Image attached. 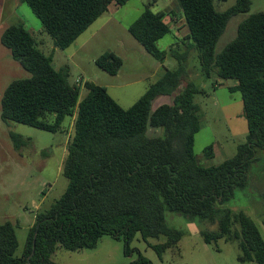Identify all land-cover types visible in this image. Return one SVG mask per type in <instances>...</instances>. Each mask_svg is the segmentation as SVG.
I'll list each match as a JSON object with an SVG mask.
<instances>
[{
  "label": "trees",
  "instance_id": "obj_1",
  "mask_svg": "<svg viewBox=\"0 0 264 264\" xmlns=\"http://www.w3.org/2000/svg\"><path fill=\"white\" fill-rule=\"evenodd\" d=\"M21 1L41 21L54 46L65 49L110 4L123 6L129 0ZM177 1L189 32L187 51L174 55L178 68L166 71L127 109L107 88L93 82L85 83L87 94L80 100V83H70L68 67H53V55L39 49L25 24H12L3 31L1 44L30 77L15 80L5 89L2 120L59 133L67 129L68 119L73 120V133L63 165L68 180L65 192L48 210L37 214L21 255H16L15 225L0 223V264H56L52 257L58 246L70 251L90 249L104 235L122 239L129 256L138 233L144 240L163 236L165 243L154 246L160 254L182 236L168 224V212L198 225L217 220L218 231H201L206 243L221 238L236 241L240 262L264 264V240L254 220L243 211L232 214L222 207L237 187L246 185L250 165L258 150L264 149V13L243 20L236 38L216 54L230 19L249 12L252 0H238L223 12L216 9L215 1L227 0ZM128 31L150 55L165 60L167 53L159 49L158 41L172 33V28L163 13L146 7ZM191 50L199 53L204 77L235 80L237 85L229 89L242 97L247 141L238 146L233 158L217 166L201 165L194 153L200 131V106L194 97L202 88L188 82L178 91L187 77ZM96 64L116 75L122 61L114 52H105ZM160 96H172L173 101L153 109V101ZM150 129H159V135L150 136ZM11 138L16 148L23 144L17 134L11 133ZM205 156L214 157L212 145ZM130 264L152 262L139 254Z\"/></svg>",
  "mask_w": 264,
  "mask_h": 264
},
{
  "label": "rangeland",
  "instance_id": "obj_2",
  "mask_svg": "<svg viewBox=\"0 0 264 264\" xmlns=\"http://www.w3.org/2000/svg\"><path fill=\"white\" fill-rule=\"evenodd\" d=\"M237 1H215V7L223 12ZM146 7L163 13L164 20L172 28V33L158 41L159 49L167 53L164 61L150 55L128 31ZM257 13H264V0H252L249 12L230 19L215 53H221L236 38L243 20ZM16 23L25 24L36 37L39 49L46 55H53L56 70L69 68L70 83L81 85L80 100L87 94L85 83L93 82L107 88L109 95L124 109L131 107L166 71L176 70L179 63L174 55L185 53L189 44L188 28L177 0H129L123 6L112 3L65 49L54 46L53 39L26 3L0 0V37L8 26ZM105 52H114L121 59L118 74L111 75L97 66L96 60ZM198 55L197 50L189 52L187 77L183 78L178 91L181 92L188 82H194L203 90L194 97L200 106V131L195 136L194 153L201 165L211 167L236 155L238 146L247 141L248 126L242 116L240 92L229 89L236 81L218 79L215 75L204 77ZM29 77L30 73L0 42V223L15 225L19 243L16 255L24 250L37 214L48 210L66 190L68 180L63 175V165L73 133V120L68 119L67 129L59 133L2 120L1 98L5 89L13 81ZM172 101V96H160L153 101V109ZM11 133L23 140L19 148L15 147ZM159 133V129L149 130L152 137ZM210 145L214 157L207 159L205 150ZM222 207L232 214L243 211L249 215L264 240V149L258 150L256 160L250 165L246 185L237 187L230 202ZM167 222L182 236L176 245L160 254L154 246L165 243V237L144 240L138 233L130 244V256L125 254L122 239L104 235L96 247L90 249L70 251L58 246L52 260L56 264H130L141 254L152 264H256L238 260L240 250L236 241L224 238L209 244L204 241L201 231H218L217 220L198 225L168 212ZM233 229L238 230V225L233 224Z\"/></svg>",
  "mask_w": 264,
  "mask_h": 264
},
{
  "label": "crops",
  "instance_id": "obj_3",
  "mask_svg": "<svg viewBox=\"0 0 264 264\" xmlns=\"http://www.w3.org/2000/svg\"><path fill=\"white\" fill-rule=\"evenodd\" d=\"M237 85V82H235L232 86L230 87H233V86H236ZM168 104H171V103H168ZM156 109V108H155Z\"/></svg>",
  "mask_w": 264,
  "mask_h": 264
},
{
  "label": "water",
  "instance_id": "obj_4",
  "mask_svg": "<svg viewBox=\"0 0 264 264\" xmlns=\"http://www.w3.org/2000/svg\"><path fill=\"white\" fill-rule=\"evenodd\" d=\"M35 247V241H34V245H33V248Z\"/></svg>",
  "mask_w": 264,
  "mask_h": 264
}]
</instances>
